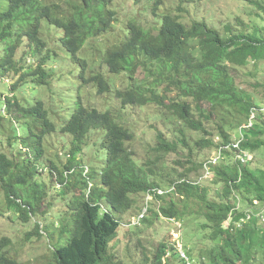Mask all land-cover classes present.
I'll use <instances>...</instances> for the list:
<instances>
[{
    "label": "trees",
    "instance_id": "1",
    "mask_svg": "<svg viewBox=\"0 0 264 264\" xmlns=\"http://www.w3.org/2000/svg\"><path fill=\"white\" fill-rule=\"evenodd\" d=\"M142 1L145 0H134L136 5ZM148 1L158 25L146 29L140 19L129 20L127 33L111 43L104 53L102 63L107 73L124 74L128 80L125 90L114 92L120 109L98 111L84 106L79 98L73 112L63 120L60 131L70 136L68 165L59 170L51 161L47 167L58 174L60 194L67 199L69 212L60 215L55 224L43 226L36 220L44 213L41 209L45 182L38 179L40 169L48 170L42 165L44 141L56 131L57 124L50 120V110L42 100L28 107L17 99L4 100L0 133L6 129L5 117H10L11 135L7 143L12 149L17 147L11 156L0 152V190L6 208L14 210L22 223L34 225L33 231L26 233L31 236L29 242L40 241L43 234L55 240V246L49 249V264H127L120 260L114 239L122 216L136 207V196L147 194L153 197V205L164 203L159 207L162 216L177 220L191 216L193 223L195 220L194 231L186 230L189 242L183 244L195 264H264V222H261L264 168H254L250 160V154L264 151V83L256 86L262 89L259 102L235 83L234 76L235 71L250 63L256 67L264 62V0H236L258 10L259 21L245 22L236 17L235 26L225 25L223 33L202 20L183 22L180 15L185 10L180 6L192 5L196 0H180L175 11L165 12L158 11L159 0ZM112 2L0 0V78L12 75V91L27 83L51 87L49 80L54 68L49 66L48 70L47 63L53 57L49 52L44 54L41 38L44 29L41 23L45 21L49 27L60 30V46L79 67L80 85L92 84L97 95L108 93L111 84L103 73L86 78L87 62L78 53L88 40L113 28L115 12L109 8ZM22 48L28 50L35 66L26 64L27 59L31 62L24 54L16 58ZM139 71L144 72L145 78L137 77ZM173 93L175 96L171 97ZM149 103L169 110L182 128L170 138L157 132L154 146L147 149L151 156L140 164L129 147L135 136L133 129L128 128L132 126L125 113L126 107H143ZM218 109L228 114L217 118L238 117L246 123L225 124L220 120L215 132L220 142L216 145L212 139L214 133L204 124L214 121ZM59 112L53 111L52 116ZM251 117V126L242 129L243 140L234 148L233 143L240 139L232 137V131L236 132L242 124L248 126ZM186 129L206 137L188 143ZM99 132L103 135L100 148L95 147V155L98 158L101 154L102 167L100 173H92V184L90 170L83 176L85 166L81 163L84 147ZM208 147L223 149L206 183L187 181L190 173H197L195 177L201 174L203 163L191 162L189 170L166 180L164 188L175 184L169 201L153 191L163 187L159 182L163 176L155 174L150 166L165 169V157L169 155L190 161L197 148ZM243 153L249 156L241 160ZM211 185L216 188L213 194ZM76 190L80 193L69 197ZM188 209L192 210L190 215L185 213ZM150 213H153L151 209L134 228L147 224ZM135 235L137 244L141 245L138 232ZM12 246L11 239H0V264H20L9 256ZM141 246L134 264H186L174 252V246L160 244L152 260ZM168 251L173 252L172 258L166 257Z\"/></svg>",
    "mask_w": 264,
    "mask_h": 264
},
{
    "label": "rangeland",
    "instance_id": "2",
    "mask_svg": "<svg viewBox=\"0 0 264 264\" xmlns=\"http://www.w3.org/2000/svg\"><path fill=\"white\" fill-rule=\"evenodd\" d=\"M159 1L161 3L160 10L158 8L159 12L175 11L180 3V0ZM148 2L145 0L136 5L134 0H113L109 7L110 10L115 12L113 28L97 39L88 40L78 53V57L87 62L88 70L85 73L86 78L94 73H103L111 84V90L108 93L97 95L96 88L92 84L80 85V81L77 78L79 67L75 65L66 51L60 46V30L49 27L45 21L41 23L42 29L44 28L41 38L45 44L44 54L49 52L53 57L52 61L49 62L50 64L48 65L47 63L48 70H50L49 66L52 69L54 68L49 80V85H51V87L36 86L27 83L19 89L12 91L10 87L13 82L12 75L8 76L7 79L0 78L1 115L4 114L5 111V99H17L24 107L32 105L37 100H42L44 101V106L50 110V120L57 124L56 131L48 135L46 141H44L46 150L44 158L42 159V165L43 168H47L48 170L40 169V178H38L46 184H44L45 201L41 209L44 213L39 214L36 220L43 226L47 223L55 224L60 218V215L69 212L66 206L67 199L60 194V187H62V185L57 181L58 174L56 171L50 170V166V168L47 167L51 161L54 162L59 170H63V168L68 165L70 136L60 131L63 120L69 117L73 112L76 101L79 98L84 106L95 108L98 111L109 109L112 112H116L120 109L119 100L115 98L114 92L116 90H125L128 86V80L124 74L115 76L107 73V69L102 63L104 53L111 43H115L121 36L127 33L125 27L129 20L140 19L146 29L158 25L157 20L153 18L151 13L152 4ZM180 8L185 10V13L182 12L180 16H182L184 19L183 22L186 24L202 20L209 26L215 27L220 33H223L224 27L227 24H233L235 26L234 20L236 17H241L245 22H249L251 20H258L257 15L259 14V11L248 5V3L236 0H196V3L192 5L185 4L180 6ZM21 54H24L26 59L30 58L29 60L31 63H28L27 59V65L31 64L35 66L36 63L33 61V58L29 56L27 49L22 48L16 58L19 59ZM234 76L236 78L235 83L242 90L252 94L256 101H261L262 89L256 88V86L264 83V62L259 63L256 67L250 63L248 66L235 71ZM137 77L139 79L145 78L144 72L139 71ZM174 96V93L171 94V97ZM166 103H168V101H166ZM61 108L63 109L59 112ZM262 108H264V105ZM53 111L59 113H54L55 116H52ZM222 114H228V112L223 109H218L214 121L204 124L208 131L214 133L212 139L215 141L216 145L220 142V140L216 139L218 136L215 133L220 120L225 124L229 122L236 124L239 121H244L243 118L238 117L226 116L223 119L217 118ZM9 118L8 116L5 117L4 126H6V129L4 132L0 133V152H4L11 156L12 152L16 153L17 147L12 149L7 143V138L11 135L9 129L11 123L9 125L8 122ZM125 118L126 120L129 119V123L132 127L128 126V128L133 129L135 136V140L129 144V147L134 152L135 158L139 160L140 164H144L145 160L151 156L148 148L154 146L157 132H162L167 138H170L173 133H177V131L182 128L177 118H175L169 110L158 107L152 103L143 107H126ZM252 118L253 117H251V119ZM245 123L244 121V124ZM244 124H242L239 129H236V132L234 130L232 131V137L236 139L239 138L240 129L245 126ZM18 130L21 132V127H18ZM185 133L188 143H190L191 140L197 141L206 137L203 136L202 133H195L187 129ZM21 135V133H17V136ZM102 135L101 132L97 133V136L95 138H90L89 143L84 147L83 162L81 165L84 164L83 166H85V168L82 173L84 176V174L90 170V181L92 184L94 183L92 173L95 171L100 173L102 167L101 154H98V158H96L95 155V147L98 146L100 148ZM217 156L218 150L215 147L197 148L193 152L190 161H187L186 158H178L174 155H169L165 157V164L163 166L165 169L155 166L150 167L155 174L163 176L162 180H159V182L163 185L162 188H164V186H167L166 180L174 177L176 173L189 170L192 167L190 164L191 162L201 163L207 159L208 161L210 159H217ZM79 160L82 161L81 159ZM250 160L254 168H264V151L260 150L250 154ZM167 169L168 172L166 171ZM66 172L68 173V171L65 170V176ZM196 175L197 173H190L188 180H193L194 178L199 179L200 176L195 177ZM80 178L78 177L79 180H81ZM204 178L205 177L201 180L202 183H206L207 181V179L205 180ZM39 180L36 181L39 182ZM82 181H85V179L82 178ZM88 187H90V184ZM215 189L216 188H213L211 185L210 193L213 194ZM79 193L80 192L76 190V192L70 194L69 197L77 196ZM170 197L171 196H167L166 201H169ZM174 198L178 197L174 196ZM136 199V207L128 211L120 219L121 226L114 239V243H118V245H115V250L120 260H123L127 264H134V260H136L138 254L141 253V249L138 248L141 245L140 248H145L149 258L152 260L158 245L161 243H165L169 246L178 244V247H180V245L183 247L184 243L189 242V238L185 236L187 234L186 230H191L193 232V226L194 223H196L195 220L194 223L191 221V216H183V220L185 221L177 220L179 221V226L177 228V226H174L161 216L159 207L153 205L151 199H148L147 195L136 196ZM149 201V207L153 213H150L148 223L142 225L140 228H134L133 225L130 226L131 223L137 222L138 218L135 216L143 212ZM163 204L164 203L161 202L160 206L162 207ZM239 208L242 209V205H239ZM191 212L192 210L188 209L185 213L186 215H190ZM154 213L158 215V218H156ZM33 229L34 225L31 222L22 223L15 216L14 210H8L6 208L4 195L0 190V239L2 237H7L12 240L13 246L9 252L10 257L16 259L20 264H49V262H51V251H49V249L55 246V240L43 234L40 241L33 239L32 242H29L31 236H26V233L33 231ZM137 232L141 245L136 242L137 238L135 237V233ZM170 258H172V255Z\"/></svg>",
    "mask_w": 264,
    "mask_h": 264
},
{
    "label": "clouds",
    "instance_id": "3",
    "mask_svg": "<svg viewBox=\"0 0 264 264\" xmlns=\"http://www.w3.org/2000/svg\"><path fill=\"white\" fill-rule=\"evenodd\" d=\"M105 35V34H104ZM103 36V35H102ZM101 37V36H100ZM99 38V37H98ZM97 39V38H96ZM91 40V39H90ZM88 42V41H87ZM86 42V43H87ZM85 43V44H86ZM85 46V45H84ZM83 46V47H84ZM106 67V66H105ZM107 69V68H106ZM134 107V106H133ZM251 118L249 119V124H248V126H244L243 128H245V127H249V126H251ZM243 128H241L240 129V136H239V138L238 139H240L239 141H237L236 142V144H234L233 143V147L234 148H236V147H238V144H239V142H241V140H243V137H242V129ZM216 139H218V138H216ZM219 140V139H218ZM222 149H223V147H218L217 148V150H218V156H217V159H216V162H215V164H212V165H209L207 168H208V170H209V175L208 176H205V164H207L209 161H211V160H213V159H210L209 161H208V159L207 160H205L204 162H202L203 164H202V169H201V174H200V177H199V179L198 178H194L193 180H187L189 183H192V184H198V183H200L201 182V180H202V178L203 177H205L204 179L206 180V179H209L213 174H212V168L215 166V165H217V163L219 162V160L221 159V152H222ZM247 157H248V154L247 153H243V155L242 156H240V158H241V160L242 159H244V158H246L247 159ZM212 171V172H211ZM88 172V171H87ZM203 173V174H202ZM199 181V182H198ZM176 183H178V182H176ZM175 185V184H174ZM174 185H171V186H168V187H166V189L165 188H161V189H155V190H153L154 192H156L158 195H162L163 197H165V198H167V196H170L171 194H172V192L174 191ZM165 189V190H164ZM147 197H148V199H151V203H152V201H153V197L150 195V194H147ZM147 206L145 207V209L143 210V212H140L138 215H136L135 217H137L138 219H137V222L136 223H131V225L130 226H132L133 225V227H136V226H139L140 224H141V221H142V219L144 218V216H146V212L148 213V210H150V207H149V204H150V201L149 202H147ZM153 204V203H152ZM157 207H160V204H157ZM264 209V208H263ZM263 209H262V211H263ZM160 213V212H159ZM155 214V216H156V218H158V215H156V213H154ZM161 214V213H160ZM140 215L142 216L141 218H139L140 217ZM162 216V215H161ZM149 217V216H148ZM163 218L165 219V220H167L168 222H170L171 224H173L174 226H177V228H178V226H179V221H177V219H174V218H169V217H164L163 216ZM261 222H263L262 220H261ZM181 224V223H180ZM121 226V225H120ZM180 229H181V227H180ZM162 244V243H161ZM163 244H165V243H163ZM182 244H183V241H182ZM160 245V244H159ZM158 245V246H159ZM167 245V244H166ZM180 245V244H179ZM169 246V245H168ZM172 246H174V252L182 259V260H184V262L186 263V264H195V262L193 261V260H191V258L188 256V254L184 251V248L180 245V247H178V244H174V245H172ZM171 247V246H170ZM171 250V249H170ZM173 254V252L172 251H168L167 253H166V257L167 258H169L171 255ZM10 256V255H9ZM12 258V257H11Z\"/></svg>",
    "mask_w": 264,
    "mask_h": 264
},
{
    "label": "built area",
    "instance_id": "4",
    "mask_svg": "<svg viewBox=\"0 0 264 264\" xmlns=\"http://www.w3.org/2000/svg\"><path fill=\"white\" fill-rule=\"evenodd\" d=\"M215 162H216V159H213V160H211V161H209L207 164H205V176H208L209 175V170H208V166L209 165H212V164H215ZM263 211H264V209H263ZM142 216L140 215V217L139 218H141ZM262 221L264 222V218L262 219Z\"/></svg>",
    "mask_w": 264,
    "mask_h": 264
}]
</instances>
